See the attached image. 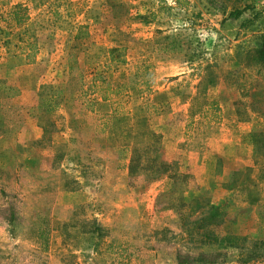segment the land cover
<instances>
[{"label":"rangeland","instance_id":"rangeland-1","mask_svg":"<svg viewBox=\"0 0 264 264\" xmlns=\"http://www.w3.org/2000/svg\"><path fill=\"white\" fill-rule=\"evenodd\" d=\"M179 3L0 0V264H264V0ZM141 58L174 183L131 175L129 122L83 103Z\"/></svg>","mask_w":264,"mask_h":264},{"label":"trees","instance_id":"trees-1","mask_svg":"<svg viewBox=\"0 0 264 264\" xmlns=\"http://www.w3.org/2000/svg\"><path fill=\"white\" fill-rule=\"evenodd\" d=\"M175 2L178 4L180 0H175ZM242 13L243 10H234L229 14V18L238 19ZM12 14H14V17L18 21L17 10H14ZM125 50L123 46L108 49L106 51V65L111 63L126 64L124 57ZM164 50H173L172 45L168 49L164 48ZM116 54L119 56L116 57ZM252 58L257 63L264 64V30L259 37V46L254 51ZM131 66L126 73H122L114 78H108L102 72L93 73L83 92V103L86 107L91 108L98 100L109 102L111 107V112L107 115L109 119H116L118 121L122 118L127 119L129 125L123 131L126 142L122 144V148L124 151L128 150L130 152L128 169L131 175L147 171L146 173L151 176H166L167 182L174 183L176 172L172 171V168L176 169L178 166H176L175 162H168L162 158V134L153 130L149 121V112L151 110L154 112L158 111L149 98L153 82V65L145 58H141ZM208 104L213 106L215 102L209 101ZM205 111L206 108H200L198 112L204 115ZM189 112L193 116L195 110L191 109ZM261 134L262 131H253L250 134L251 142L255 146H258V136ZM234 238L233 236L228 239ZM263 243L264 241L262 240L260 244ZM249 258H252V256L242 258L241 261L246 263Z\"/></svg>","mask_w":264,"mask_h":264}]
</instances>
